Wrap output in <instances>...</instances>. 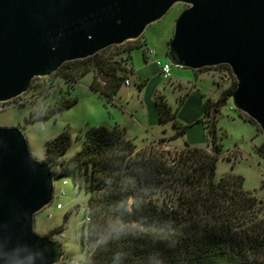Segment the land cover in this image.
I'll use <instances>...</instances> for the list:
<instances>
[{"label":"trees","instance_id":"1","mask_svg":"<svg viewBox=\"0 0 264 264\" xmlns=\"http://www.w3.org/2000/svg\"><path fill=\"white\" fill-rule=\"evenodd\" d=\"M127 44L126 62L132 61L135 50L146 46L140 39L128 41L88 59L65 63L57 73L69 70L78 78L90 73L109 76L106 91L95 82L92 88L112 99L129 79L124 73L125 60L118 61L110 53ZM214 68L230 70L227 65ZM212 69L194 72L200 75ZM149 72L139 70L140 79ZM160 74L163 78L161 69ZM160 81V76L152 79L153 91ZM235 89L224 92L223 102L231 99ZM149 98L146 95L148 102ZM204 98L200 91L187 95L172 115L165 104L162 109L154 102L160 123L172 122L179 136L187 137L175 157L169 158L161 147L138 151L135 140L119 125L91 128L84 146L70 158L66 157L72 144L70 129L49 142L46 160L55 177L73 173L76 185L90 194L85 211L90 221L84 225L88 231L83 243L87 262L68 258L60 264H264L263 207L245 190L242 175L229 173L216 179L223 152L218 137L221 111L212 107L210 99L202 102ZM77 102V98L67 101L48 116ZM241 118L255 125L251 118ZM199 128L203 140L194 143L192 137ZM196 144L208 145L210 150ZM258 152L264 157V145ZM64 229L55 228L49 236L60 235Z\"/></svg>","mask_w":264,"mask_h":264},{"label":"water","instance_id":"2","mask_svg":"<svg viewBox=\"0 0 264 264\" xmlns=\"http://www.w3.org/2000/svg\"><path fill=\"white\" fill-rule=\"evenodd\" d=\"M167 59L191 69L227 65L234 108L264 133V0H0V104L68 62L140 39L177 5ZM226 101L223 107L227 105ZM55 174L20 127L0 126V264H59L64 244L35 232Z\"/></svg>","mask_w":264,"mask_h":264},{"label":"rangeland","instance_id":"3","mask_svg":"<svg viewBox=\"0 0 264 264\" xmlns=\"http://www.w3.org/2000/svg\"><path fill=\"white\" fill-rule=\"evenodd\" d=\"M184 8V5L177 4L166 17L147 28L140 38V43L147 46L148 42L149 46L135 50L131 62H126L127 54L124 53L128 44L111 51L110 55H114L118 61L122 58L125 60L123 62L125 66H122L125 67V76L127 75V79L130 80L131 87L127 89L128 85L123 86L121 99L119 93L114 96L116 98L114 100L102 97L99 92L93 90L92 84L95 82L100 89L106 91L109 76L90 73L78 78L75 72L74 75L67 70L47 78H37L26 94L12 102L0 104V126L20 127L29 141L34 158L39 161L47 159L49 142L66 129H70L72 135V144L66 155L70 158L84 146L91 128L99 126L112 128L116 125L125 129L128 137L135 140L138 151L152 148L158 150L161 147L168 153L169 158L177 156L185 147L183 136H179V130L174 128L172 122L160 123L154 102L162 109L166 105L165 108L169 109L172 115L190 94L191 89L188 91V87L193 84L204 95L219 97L211 101L213 107L214 104L223 101L226 90L233 86L237 88L238 84L231 69L213 68L197 78L193 70L172 65L173 73L180 72L182 76L179 79L174 78L179 82L171 83L173 75L169 79L162 78L152 97L153 103L148 102L146 98L144 101L143 96H139V89L147 86V84L143 87L137 86L140 82L139 70L141 73L150 70V77L157 78L153 70L156 67L155 61L169 62L167 54L174 34L175 21ZM148 47L153 48L157 55L149 54ZM145 51L148 61L145 59ZM122 52V56H119L118 54ZM134 70H137L135 74ZM75 98L78 102L74 106L48 116L51 110ZM227 102L228 104L217 115L218 137L223 152L218 163L216 179L219 180L229 173L242 175L245 178V190L253 194L264 211V157L258 152L264 145V133L256 123L254 125L241 118L242 115L247 118L248 116L244 113L239 115L232 99ZM149 111L152 113L148 116ZM153 135L157 137L153 138ZM161 139L166 141L161 142ZM204 147L210 150L208 145ZM55 188L53 203L36 215L35 232L45 236L55 228L64 226V236L62 238L58 234L55 236L56 240L64 244L62 263L68 258L85 263L88 257L83 243L84 233L87 238L88 228L86 226L84 229V224L90 194L86 188L81 189L76 185L73 173L56 178ZM61 189L65 190L64 195L61 194ZM58 204L63 207L59 209ZM67 215L69 216L66 222Z\"/></svg>","mask_w":264,"mask_h":264},{"label":"crops","instance_id":"4","mask_svg":"<svg viewBox=\"0 0 264 264\" xmlns=\"http://www.w3.org/2000/svg\"><path fill=\"white\" fill-rule=\"evenodd\" d=\"M147 41V40H146ZM147 46H149L148 45V42H147ZM148 49H150V50H153L154 52H155V54L154 55H157V53H156V51L153 49V48H149L148 47ZM147 55V54H146ZM146 60L148 61V57L146 56ZM160 61V60H159ZM161 63H169V62H162V61H160ZM147 67H148V62H147V65H146ZM157 67V66H156ZM157 69H159L158 67H157ZM156 69V70H157ZM137 72V70L135 71L134 70V74ZM158 74H156L158 77L160 76L161 77V79H162V76H161V74H160V69L158 70ZM196 74V73H195ZM172 75H173V79H172V82L171 83H175V82H179L177 79H179L180 77H182L181 76V74H180V72H178V73H176V74H174L173 73V71H172ZM174 75H176V76H174ZM200 75H202V74H200ZM200 75H196L197 76V78L200 76ZM143 79H140V82H139V84L137 85V86H140V85H146L147 84V86L145 87V88H143V89H139V96L141 97V96H143V99H144V101H145V98H146V95H148L150 98H149V100H150V102L151 103H153V99H152V97H153V95H154V93L153 92H155V91H153V86L151 85V84H153L152 83V79H154L153 77L151 78L150 77V73L148 74V76H145V77H142ZM174 78H177V79H174ZM189 83H191L189 80H187ZM151 83V84H150ZM159 86V85H158ZM157 86V87H158ZM181 86V85H180ZM131 87V85L130 86H126V88L127 89H129ZM157 87H156V91H157ZM124 88V87H123ZM122 88V89H123ZM121 89V90H122ZM191 89V91H190V94H192V93H194V92H196V91H199L197 88H196V86L195 85H193V84H190L189 85V87H188V91ZM201 92V91H200ZM202 93V92H201ZM119 94H120V99H121V91L119 92ZM189 94V95H190ZM114 98V97H113ZM214 98H219V97H208L207 95H206V98H204L203 99V101L202 102H206L208 99H210L212 102L214 101ZM116 98H114V100H115ZM217 101H219V99L217 100ZM217 101H216V103H217ZM211 102V103H212ZM152 112L151 111H149V113H148V116L151 114ZM153 138H155V137H157V136H152ZM151 137V138H152ZM183 140L184 141H186V136L184 135L183 137ZM192 140H193V142L194 143H196V142H198V141H201V140H203V131H202V129L201 128H199L198 129V131H197V133L196 134H193V137H192ZM196 145H202V146H204L205 144H196Z\"/></svg>","mask_w":264,"mask_h":264},{"label":"built area","instance_id":"5","mask_svg":"<svg viewBox=\"0 0 264 264\" xmlns=\"http://www.w3.org/2000/svg\"><path fill=\"white\" fill-rule=\"evenodd\" d=\"M147 50L149 54H152V55L155 54L153 50H150V49H147ZM155 64L160 67L161 73L164 79H169L172 76V65L170 63H161L160 61H155ZM125 85L130 86V80H126ZM66 184H67V181L64 182V185ZM60 192L62 195L65 194L64 189H61ZM57 207L61 209L63 206L61 204H58ZM88 221H90V219L86 218L85 224H87ZM63 236H64L63 234L60 235V237H63Z\"/></svg>","mask_w":264,"mask_h":264},{"label":"flooded vegetation","instance_id":"6","mask_svg":"<svg viewBox=\"0 0 264 264\" xmlns=\"http://www.w3.org/2000/svg\"><path fill=\"white\" fill-rule=\"evenodd\" d=\"M224 103H225V102H223V101L221 100V101H219V102L217 103V105L214 104L213 108L216 109V110L222 111V109H223V104H224ZM225 106H226V105H225ZM225 106H224V107H225Z\"/></svg>","mask_w":264,"mask_h":264},{"label":"clouds","instance_id":"7","mask_svg":"<svg viewBox=\"0 0 264 264\" xmlns=\"http://www.w3.org/2000/svg\"><path fill=\"white\" fill-rule=\"evenodd\" d=\"M55 192H56V188H55ZM84 225H85V224H84ZM61 234H63V233H61ZM61 234H60V235H61ZM60 235H59V236H60ZM63 235H64V234H63ZM53 238L55 239V237H53ZM61 238H62V237H61ZM63 259H64V257H63ZM61 262H62V261H61ZM61 262H60V263H61ZM60 263H59V264H60Z\"/></svg>","mask_w":264,"mask_h":264}]
</instances>
